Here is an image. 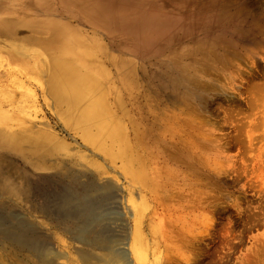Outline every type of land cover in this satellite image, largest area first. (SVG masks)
Here are the masks:
<instances>
[{"label":"rangeland","instance_id":"obj_1","mask_svg":"<svg viewBox=\"0 0 264 264\" xmlns=\"http://www.w3.org/2000/svg\"><path fill=\"white\" fill-rule=\"evenodd\" d=\"M80 4L93 5V13ZM89 16L119 30L102 28L107 36L97 37L117 57L116 69L99 57L96 71L97 60L86 65L71 47L62 55L64 44L50 35L61 27L78 35L86 25L93 36ZM59 59L104 85L101 97L110 107L108 99L119 102L122 128L130 126L125 111L132 101L137 111L173 115L189 134L193 149L161 144L168 160L160 196L133 189L64 123L48 86ZM0 126L29 133L0 149V231L30 223L33 234L41 231L46 244L68 254L61 262L82 264L64 232L69 211L84 208L99 217L95 230L121 234L127 227L117 204L123 198L106 196L91 174L100 168L128 188L131 264H264V0H0ZM46 152L55 163L48 169L29 163ZM110 164L120 170L121 162ZM3 237L0 232V261L35 264L30 248L17 249Z\"/></svg>","mask_w":264,"mask_h":264},{"label":"bare ground","instance_id":"obj_2","mask_svg":"<svg viewBox=\"0 0 264 264\" xmlns=\"http://www.w3.org/2000/svg\"><path fill=\"white\" fill-rule=\"evenodd\" d=\"M86 4L85 5L80 4V8L83 10L84 13H86V15L87 14L90 15L91 13H93V8H92L93 5L91 7L89 4L88 6ZM101 15L102 14L100 13V16ZM89 17L92 18L90 20H92L93 25L91 24L90 26H88V28L92 30L91 33L93 34V36H89L90 31L87 30L86 25L85 27L84 25L82 26L84 28H82V30L80 29L81 31L80 34L78 35L69 34L62 27L59 29L56 28V30L52 29L54 32L50 33V35L54 37L56 40H58L60 43L64 44L65 47L63 46L64 49L62 51V55H64L63 53H65L66 48L69 50V47H71L73 51H75L74 52L75 54L85 57L84 61L86 65H89V63L92 64V62L97 60V63L94 65V69L96 71L98 70V66L101 63L99 57L107 58L108 59L107 61L110 63L109 65H111L110 68L112 67L116 69L117 57L115 59L114 57L115 55L114 56L108 55L109 53L107 52L110 48L108 49L106 46H104L103 43H101V41L99 42V40H97L99 38L97 37L101 35L104 37L107 36V32L104 31L105 28H109L110 30H112L113 34H119V30H115L114 25H112V23L106 22L109 24H105L98 20H93L94 19L93 16H89ZM83 32H85L84 35ZM120 48L116 47V49L122 50V48L121 49ZM92 52H94V54ZM93 55L96 56V58H94ZM126 55H130V54L127 53ZM125 60H127V58ZM54 63L55 64L57 63L56 67L52 66V64L50 66L51 79L48 81L49 95L51 96L50 100L52 101V105L61 113L60 115L62 116V120L64 121V123L72 130H77L82 133L81 136L83 135L84 138L83 140L93 148V151H91V149L90 151L93 152L94 155L98 154L95 152H100L101 156L99 157H101L103 161L107 163L106 166L110 170H113L114 174L119 176V178H121L122 175L125 174L124 180L129 185H131L132 188L141 186L142 188H146L147 190L152 192L155 198L160 196L164 182L163 180L164 176H162L161 173L163 172L164 169H162L161 166L164 167L165 163L163 164V162H165V158H167L168 160V157L164 155L165 152L163 151V147L165 146L170 147L171 144L174 143L180 144L181 147L186 145L187 147H191L192 149L193 146H195V143H193L192 139H190L191 137L189 138V134L184 135L180 130L179 128L180 124L179 121L176 120V117H174L173 115H166V116L160 115V113H156V111L153 110L152 108L149 107L148 109H146L144 106H139L140 109L137 111L134 107L135 106L134 102L131 101L133 99H131L130 101L132 106L131 107L128 106L129 108H126L127 110L125 111L126 115L128 113L131 123L130 126L128 125L127 127L122 128V126L120 125V117L118 118L116 114L119 102L108 99V103L111 105L110 107L108 106L105 98L101 97V95H103L104 85L102 86L95 78L89 77L90 75H88L86 72H84L86 73L85 75L81 73H80L81 75L78 74L80 71L77 69V71H79L77 73L76 70L73 67L67 65L63 59L54 61ZM122 64L123 62L121 63V65ZM125 67L126 65L122 68L125 69ZM104 69L105 68L103 67L102 69H100L101 75H104L103 73H101V72H105ZM118 69L120 68L118 67ZM179 74L181 73L179 72ZM126 75L125 77H128ZM128 78L131 77L129 76ZM110 81L109 84H111ZM123 81L125 80L123 79ZM112 91L111 93L113 94ZM120 91L122 92V90ZM182 104L184 105V102H182ZM150 116H154V117L157 116L156 122H154V120H150L149 119ZM150 124L152 125V128ZM148 129L149 131H147ZM144 132H146V134L149 133V135L145 136ZM24 133H28V132L24 131L23 127L9 128V127L0 126V138H1L0 149L3 150V148H9V145L7 144L12 141L11 138L15 140L18 138L20 139V137ZM140 135H144L145 137H141ZM162 143L164 144V146ZM161 144L163 147L161 146ZM165 149H167V147H165ZM46 154L47 152L44 154L43 153L39 154L38 155L39 158L35 157L37 159H35L34 157L31 158L28 157L29 163H31L32 165L34 164L35 166L37 165L36 167L39 169H42L44 167L48 169L49 167H51L48 164L49 162H51L52 164L55 163L54 161H51L48 157L49 155ZM68 159L69 158H67V160ZM33 160L35 161L32 162ZM118 162H121L120 170L110 164V163L117 164ZM83 165H85V163ZM107 173H108L107 171H104L103 169L100 168H96V169L94 168V170L91 171V174L94 176L95 180L100 184V190L106 196H108L109 192H111L112 194H115V196L118 199L120 198L119 196L123 198L122 199L123 201L121 200L120 203L117 204H119V207L120 206L123 207L124 213L122 212L120 213L118 212V213L120 214L121 217L124 215L127 217V227L124 231L125 233H121V234L120 233L117 234L116 232L111 233L109 229L107 230L106 233L105 232L106 229L104 228L95 230L92 229V225L96 224L97 221H99L100 219L99 217H93V215H91L92 213L86 210L84 211L83 210L84 208L80 210L81 211L80 213H75L72 210L69 211L68 217H66L64 221L71 223V226L68 228H64V232L67 234L68 238L70 239L72 243V247L74 248L75 253H77V255L79 256L82 264H131V259H130L131 253L129 254L128 251L129 248L127 247V245L129 241L128 240L129 235L131 234L130 220L132 217V212L130 211V207L128 209L126 205V203L128 202L126 201H125L126 203L124 202V197H125L124 195L125 193L128 192L127 191L128 188L126 189V186H124L125 184H123L122 182L120 183L121 180L119 181L118 178H112L110 175H107ZM115 200L118 201L117 199ZM73 202H75L74 203L76 205V206L74 205L75 207L77 208L78 206L80 207V205H77L78 199L74 198ZM46 207L47 209H49L48 214H52V212L55 213V209L53 208V206L52 207L50 205L47 206L46 204ZM67 207L69 206L67 205ZM45 212L47 211L45 210ZM101 215L103 214H100V216ZM88 216L90 219L87 220ZM138 216L139 215L137 213L135 215L133 214V221L135 223L136 220L139 218ZM28 226L31 227L30 228L24 227L22 229H16V230L3 228L2 231L0 232L4 236L3 237L4 242H7L8 244L13 243L15 247L20 250H22L24 247L30 248L31 251L29 252L36 258L35 264H64L63 262H61V259H68V254L65 253L63 250H60L62 247L59 249L56 244L49 242V240H47V244H46V237L40 233L41 231L38 232V235L33 234L32 230H34V228L32 224L29 223ZM122 230L123 229H121V231ZM136 230L137 228L135 225L133 235L137 233ZM113 231L114 230H112V232ZM134 238L135 237L133 236V242H134ZM130 247L131 250L135 249L133 248L134 246L132 245V243ZM5 262L0 261V264H4ZM5 264H9V263H5Z\"/></svg>","mask_w":264,"mask_h":264}]
</instances>
